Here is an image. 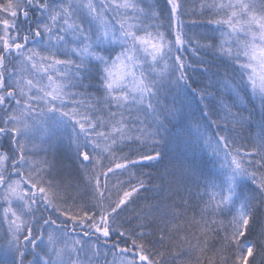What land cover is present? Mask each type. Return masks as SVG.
<instances>
[{
	"label": "snow or ice",
	"instance_id": "1",
	"mask_svg": "<svg viewBox=\"0 0 264 264\" xmlns=\"http://www.w3.org/2000/svg\"><path fill=\"white\" fill-rule=\"evenodd\" d=\"M0 264H264V0H0Z\"/></svg>",
	"mask_w": 264,
	"mask_h": 264
}]
</instances>
